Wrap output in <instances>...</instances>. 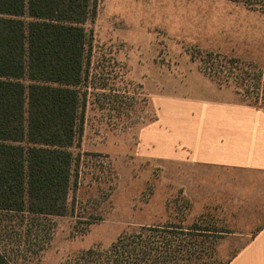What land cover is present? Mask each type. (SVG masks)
Segmentation results:
<instances>
[{
    "label": "rangeland",
    "instance_id": "374dc122",
    "mask_svg": "<svg viewBox=\"0 0 264 264\" xmlns=\"http://www.w3.org/2000/svg\"><path fill=\"white\" fill-rule=\"evenodd\" d=\"M263 10L264 0H94L83 25L78 89L85 97L81 132L70 148L75 160L67 210L61 216L0 211V252L7 262L64 264L143 227L198 222L221 231L201 240L199 264H230L264 225L260 199L235 195L245 196L251 181L260 189L259 178L248 175L244 182L243 172H199L166 155L170 137L159 135L157 146L142 130L159 120L158 105L166 101L178 105L164 106L175 114L178 132L181 122L191 127L188 139L191 101L264 112L236 94L242 87L229 61L209 57L240 59L264 72ZM173 149L178 154L183 148Z\"/></svg>",
    "mask_w": 264,
    "mask_h": 264
},
{
    "label": "trees",
    "instance_id": "16d2710c",
    "mask_svg": "<svg viewBox=\"0 0 264 264\" xmlns=\"http://www.w3.org/2000/svg\"><path fill=\"white\" fill-rule=\"evenodd\" d=\"M93 6L94 0H0V211L61 216L67 210L75 160L70 148L81 132L85 97L78 89L83 25ZM209 57L228 60L242 87L236 94L264 110V72L240 59ZM213 232L221 231L198 222L143 227L64 264H199V244ZM0 264H9L1 252Z\"/></svg>",
    "mask_w": 264,
    "mask_h": 264
},
{
    "label": "crops",
    "instance_id": "0c3cea01",
    "mask_svg": "<svg viewBox=\"0 0 264 264\" xmlns=\"http://www.w3.org/2000/svg\"><path fill=\"white\" fill-rule=\"evenodd\" d=\"M191 102L192 107L186 108L190 110L187 118L194 124L192 138L188 139L191 127H185L182 122L178 125L183 129L178 132L177 127L174 126L175 114L168 113L169 107L166 113L164 112L167 103L178 105L166 101L158 105L159 120L142 130V136H149L146 142L158 146L161 143L159 135L170 137L169 141L165 139L167 143L165 147H169L165 150L166 155L174 156L181 162H188V167L194 166L199 172L204 173L205 169L215 174L222 171H229V175L243 172L246 175L244 182L250 181L248 175L259 178L260 189L256 182L251 181L252 190L247 186L245 196L240 191L235 195L247 199H260L259 205H264V112L238 104L201 105L198 102ZM186 139L193 142L190 143ZM175 144L182 145V152L176 154L173 149ZM235 181L241 182L237 179ZM256 190L260 191L259 196L256 195ZM230 264H264V225Z\"/></svg>",
    "mask_w": 264,
    "mask_h": 264
}]
</instances>
